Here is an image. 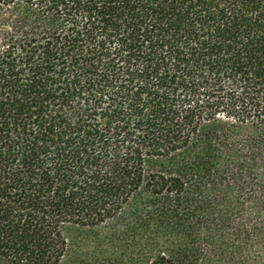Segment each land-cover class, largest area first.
I'll list each match as a JSON object with an SVG mask.
<instances>
[{
  "label": "trees",
  "instance_id": "obj_1",
  "mask_svg": "<svg viewBox=\"0 0 264 264\" xmlns=\"http://www.w3.org/2000/svg\"><path fill=\"white\" fill-rule=\"evenodd\" d=\"M0 264H264V0H0Z\"/></svg>",
  "mask_w": 264,
  "mask_h": 264
}]
</instances>
